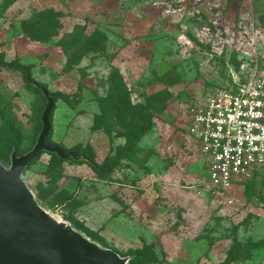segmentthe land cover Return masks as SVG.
Masks as SVG:
<instances>
[{
  "label": "rangeland",
  "instance_id": "obj_1",
  "mask_svg": "<svg viewBox=\"0 0 264 264\" xmlns=\"http://www.w3.org/2000/svg\"><path fill=\"white\" fill-rule=\"evenodd\" d=\"M6 1L0 61L34 65L35 82L68 98L56 102L49 143L110 169L100 179L87 164L42 155L23 175L40 206L60 205L74 229L129 264H264V248L227 261L234 239L242 254L264 240V176L235 186L232 204L200 194L195 185L207 167L185 137L195 98L233 86L243 68L264 71V0H18L4 10ZM48 9L64 13L63 28L39 42ZM78 26L108 41L76 66L74 58L68 63L74 50L65 53L59 43ZM157 95L164 109L151 110L153 131L132 160H120L117 133L139 128V107ZM46 105L20 71L0 67L6 168L14 151L34 148Z\"/></svg>",
  "mask_w": 264,
  "mask_h": 264
},
{
  "label": "built area",
  "instance_id": "obj_2",
  "mask_svg": "<svg viewBox=\"0 0 264 264\" xmlns=\"http://www.w3.org/2000/svg\"><path fill=\"white\" fill-rule=\"evenodd\" d=\"M242 70L233 86L195 98L185 120V137L208 172L195 187L228 204L235 186L264 176V71ZM47 212L66 221L60 205Z\"/></svg>",
  "mask_w": 264,
  "mask_h": 264
},
{
  "label": "water",
  "instance_id": "obj_3",
  "mask_svg": "<svg viewBox=\"0 0 264 264\" xmlns=\"http://www.w3.org/2000/svg\"><path fill=\"white\" fill-rule=\"evenodd\" d=\"M43 94L47 105L34 148L20 156L14 151L10 168L0 162V264H129L114 250L99 246L69 222L49 214L24 181V173L44 154L82 160L48 143L55 101L48 92Z\"/></svg>",
  "mask_w": 264,
  "mask_h": 264
},
{
  "label": "trees",
  "instance_id": "obj_4",
  "mask_svg": "<svg viewBox=\"0 0 264 264\" xmlns=\"http://www.w3.org/2000/svg\"><path fill=\"white\" fill-rule=\"evenodd\" d=\"M17 1L18 0H7L5 3V6H4V10L13 6ZM64 16H65L64 13L57 12L54 9L46 10L42 16L43 22H41L42 23L41 25H43L46 28V30L43 32V34H45L44 35L45 38H43V39L39 38L36 41H39V42L50 41L55 36V34L63 28L62 23H61V19ZM38 26H40V25H35V28L37 29ZM80 27L81 26H78L76 28L75 33L72 34V36L69 40L60 41V43H59L61 49L65 53L69 52L70 50H74L73 54L68 59V63L71 62L74 58V59H76V61L74 63L76 66L79 65L81 63V61L83 60V58H85L88 54L100 53L105 48V44L108 41V38H107L105 33L101 32L99 30H96L92 34L87 36V34L85 33L86 27H83V29H81ZM0 67L6 68V69H15V70L20 71L23 74L25 83L28 86L33 87L35 89L40 88L42 93L48 92L47 87L42 86L41 84H39L33 80L32 70L34 68V65L24 66L19 61L8 63V62H5L4 60H2V61H0ZM50 95H52V94H50ZM52 96H53L54 101H55V110H56V102L58 100H64L65 102H68V98L65 97L61 93H56ZM161 97H162L161 95H157L154 103H152L151 100L148 99L146 105H142L139 107V110H140L139 117L141 120V126L139 128L131 129V131L125 132V133H117L118 137H123L126 139L125 146L122 148H119V150L117 152V155L119 154V152H122L120 154V160H122V161L132 160L138 153V150H137L138 143L142 140V138H144L145 136H147L148 134H150L153 131L155 123H154V116L152 115L151 110L152 109L155 110L159 106H161V108H162L161 111L164 109V101H163V98H161ZM158 98L161 100H158ZM113 100L115 102H117L116 106H118V107L121 106L120 105L121 104L120 99H117V97L114 96ZM127 111L129 112L128 114H132V112H133L132 110H127ZM53 115H54V113H53ZM53 115H52V126H53ZM98 129H100L99 126L97 127L96 130H98ZM52 135H53V131H52V133L48 139V143H49V140L51 139ZM49 155L52 156L54 159H57L59 161H69V160H63L55 154H49ZM80 158H82V157H80ZM76 162L89 165V167L92 168V170L94 171L96 176L100 179H104L107 176L106 174L107 173L109 174V171H110V169H108V165L106 163L102 166H98L97 164H94L92 161H87L85 159V157L82 158V160L76 161ZM262 183H264V180ZM262 248H264V240L257 242V243H251V244L245 246L244 252L242 254V253H240V245H239L237 239H234V250L233 249L230 250L227 261L229 263H232V262L237 261L239 258L249 260L252 256V253L255 250L262 249Z\"/></svg>",
  "mask_w": 264,
  "mask_h": 264
},
{
  "label": "crops",
  "instance_id": "obj_5",
  "mask_svg": "<svg viewBox=\"0 0 264 264\" xmlns=\"http://www.w3.org/2000/svg\"><path fill=\"white\" fill-rule=\"evenodd\" d=\"M54 116V115H53ZM53 131H54V125H53ZM117 140H118V142H117ZM117 140H116V144L118 145V147L119 148H122V147H124L125 146V144H126V139L124 138L123 139V137H118L117 138ZM197 153H198V155H199V152L197 151ZM40 160V159H39ZM91 170H92V168H91ZM93 171V170H92ZM94 172V171H93ZM95 174V173H94ZM96 175V174H95ZM97 177V176H96ZM98 178V177H97Z\"/></svg>",
  "mask_w": 264,
  "mask_h": 264
}]
</instances>
